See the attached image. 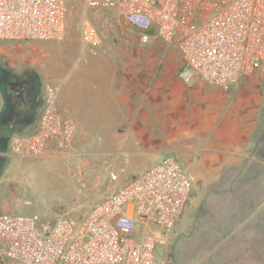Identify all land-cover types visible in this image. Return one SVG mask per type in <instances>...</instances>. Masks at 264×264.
<instances>
[{"label": "crops", "instance_id": "1", "mask_svg": "<svg viewBox=\"0 0 264 264\" xmlns=\"http://www.w3.org/2000/svg\"><path fill=\"white\" fill-rule=\"evenodd\" d=\"M62 40L0 41V154L12 158L10 136L36 129L43 86L53 84L59 111L74 120L77 135L94 132L104 153L123 156L121 169L128 154L134 160L176 154L188 163L195 194L169 238L174 264H264L263 119L254 102L238 103L241 92L231 99L239 83L231 90L199 80L128 86L120 84L110 50L97 51L82 38L80 49L73 39ZM166 55L131 49L123 57L160 68ZM55 145L48 144L41 160L53 157Z\"/></svg>", "mask_w": 264, "mask_h": 264}, {"label": "built area", "instance_id": "2", "mask_svg": "<svg viewBox=\"0 0 264 264\" xmlns=\"http://www.w3.org/2000/svg\"><path fill=\"white\" fill-rule=\"evenodd\" d=\"M69 1L0 0V41L62 40ZM80 1L96 38L119 41L127 25L139 46L161 41L175 49L183 84L229 90L264 68V0ZM76 131L59 111L58 88L46 83L36 129L11 135L9 155L18 164L39 160L51 142L67 152ZM191 193L187 171L168 156L108 192L80 220L0 212V264H166L156 248L168 246Z\"/></svg>", "mask_w": 264, "mask_h": 264}, {"label": "rangeland", "instance_id": "3", "mask_svg": "<svg viewBox=\"0 0 264 264\" xmlns=\"http://www.w3.org/2000/svg\"><path fill=\"white\" fill-rule=\"evenodd\" d=\"M123 28L124 35L119 41H111L107 37H102L98 40L91 14L85 10L80 0L69 1L65 38L73 39L77 42L76 44H78L80 49L84 46L81 40V38H84V32L91 34L89 39L92 42L94 41V43L90 44L97 51L110 50L112 52L113 56L111 59L118 67L120 84L124 82L130 86L129 84L133 82H155L158 79H165L169 83L182 84L178 76L182 62L175 49L161 41H154L146 46H139L136 32L130 30L127 25H124ZM59 41L32 40L30 42L57 43ZM84 43L87 42L84 41ZM131 49H161L167 53L166 58L169 61L167 65L160 68L153 64L141 67L140 63L137 62L138 58L123 57V54ZM154 59L158 60L159 58ZM160 59L164 60L163 57ZM136 86L137 84H135ZM137 89L135 88V91H138ZM153 91L150 90L152 98L158 96L157 91ZM236 92L243 94L237 99L239 104L244 105L254 102L257 106V116L263 119L264 129V68L240 79L237 90L235 89L231 92L233 101L236 99ZM189 147L194 148L196 152L198 146L191 144ZM52 156L46 160H30L29 163L25 164L24 162L28 160H24L22 165H17V162L13 161L9 156L0 154L1 213L36 214L41 220L50 221L57 219L59 216H68L77 220L83 219L91 206L101 201L108 192L168 156L173 157L183 166L189 178L192 175L188 163H183L176 154L158 156L155 160L151 158L134 160V156L128 154V164L121 169L124 160L123 156L120 155L121 164L119 163L120 165L116 166L117 164L114 162L118 157L115 155L114 160L110 153L103 152L98 137L94 132H86L79 135L76 133L71 150L67 152L57 150ZM188 161H192V159ZM193 181L191 180V196L193 195L194 197L195 183ZM190 199L185 211L189 208ZM173 243L175 241L173 242L171 238L168 246L156 248L155 254L158 260L166 264H174Z\"/></svg>", "mask_w": 264, "mask_h": 264}]
</instances>
